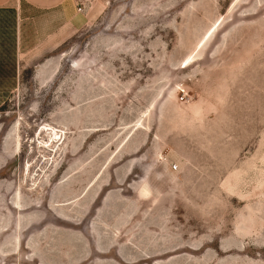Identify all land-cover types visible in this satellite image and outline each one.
<instances>
[{
    "label": "rangeland",
    "instance_id": "374dc122",
    "mask_svg": "<svg viewBox=\"0 0 264 264\" xmlns=\"http://www.w3.org/2000/svg\"><path fill=\"white\" fill-rule=\"evenodd\" d=\"M22 1L0 264H264V0Z\"/></svg>",
    "mask_w": 264,
    "mask_h": 264
},
{
    "label": "crops",
    "instance_id": "0c3cea01",
    "mask_svg": "<svg viewBox=\"0 0 264 264\" xmlns=\"http://www.w3.org/2000/svg\"><path fill=\"white\" fill-rule=\"evenodd\" d=\"M25 1V0H24ZM44 3V4H43ZM31 5H45L46 7H53L56 4L52 3V0H46L44 2L38 0V1H32L30 3ZM24 2L22 0H1L0 2V8L7 7V8H13L14 15L16 16V10L19 11L21 9V6H24ZM17 8V9H16ZM15 22L17 23V18H15ZM17 25V24H16Z\"/></svg>",
    "mask_w": 264,
    "mask_h": 264
},
{
    "label": "bare ground",
    "instance_id": "6f19581e",
    "mask_svg": "<svg viewBox=\"0 0 264 264\" xmlns=\"http://www.w3.org/2000/svg\"><path fill=\"white\" fill-rule=\"evenodd\" d=\"M97 251L99 252H105V251H102L100 249H96ZM118 254V253H117ZM112 255V254H111ZM110 256V255H109ZM119 256V254H118ZM111 257V256H110ZM120 257V256H119ZM81 259H76L74 260L73 262L70 261V263L68 264H76V262L80 261ZM94 262H97L96 260L93 261ZM91 263V264H93ZM102 263H105V264H131L133 263V260H127V259H104V261L102 260ZM97 264V263H96Z\"/></svg>",
    "mask_w": 264,
    "mask_h": 264
}]
</instances>
